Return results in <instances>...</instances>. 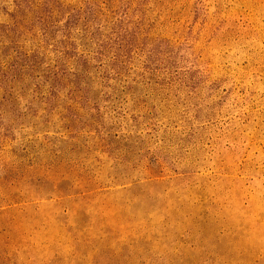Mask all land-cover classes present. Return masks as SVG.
<instances>
[{
    "label": "rangeland",
    "instance_id": "374dc122",
    "mask_svg": "<svg viewBox=\"0 0 264 264\" xmlns=\"http://www.w3.org/2000/svg\"><path fill=\"white\" fill-rule=\"evenodd\" d=\"M0 264H264V0H0Z\"/></svg>",
    "mask_w": 264,
    "mask_h": 264
}]
</instances>
